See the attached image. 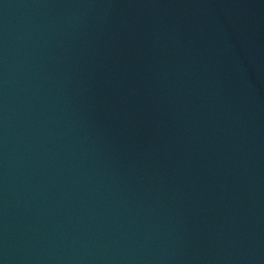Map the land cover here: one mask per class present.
Here are the masks:
<instances>
[{"label":"water","instance_id":"95a60500","mask_svg":"<svg viewBox=\"0 0 264 264\" xmlns=\"http://www.w3.org/2000/svg\"><path fill=\"white\" fill-rule=\"evenodd\" d=\"M0 264H264V0H0Z\"/></svg>","mask_w":264,"mask_h":264}]
</instances>
